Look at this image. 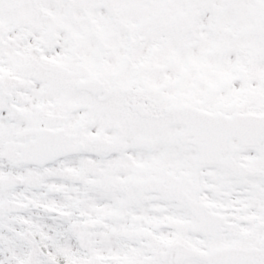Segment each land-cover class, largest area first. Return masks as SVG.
<instances>
[{
    "label": "snow or ice",
    "instance_id": "snow-or-ice-1",
    "mask_svg": "<svg viewBox=\"0 0 264 264\" xmlns=\"http://www.w3.org/2000/svg\"><path fill=\"white\" fill-rule=\"evenodd\" d=\"M0 264H264V0H0Z\"/></svg>",
    "mask_w": 264,
    "mask_h": 264
}]
</instances>
